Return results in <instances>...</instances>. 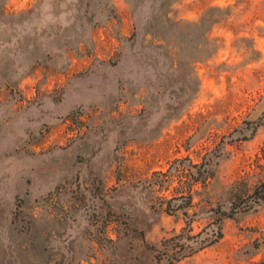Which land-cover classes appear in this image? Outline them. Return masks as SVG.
<instances>
[{
    "label": "rangeland",
    "instance_id": "obj_1",
    "mask_svg": "<svg viewBox=\"0 0 264 264\" xmlns=\"http://www.w3.org/2000/svg\"><path fill=\"white\" fill-rule=\"evenodd\" d=\"M263 180L264 0H0V264H257Z\"/></svg>",
    "mask_w": 264,
    "mask_h": 264
},
{
    "label": "trees",
    "instance_id": "obj_2",
    "mask_svg": "<svg viewBox=\"0 0 264 264\" xmlns=\"http://www.w3.org/2000/svg\"><path fill=\"white\" fill-rule=\"evenodd\" d=\"M254 193H256V194H259V193H261V195L260 196H264V180L259 184V185H257L255 188H254V191L252 192V194H254ZM223 214H225V213H223ZM190 229V228H189ZM220 234V231H218V234L215 236V237H206V238H202V239H200V244H208V243H210V242H212V241H214L215 239H216V237L218 236ZM181 234L179 233V234H177V236H180ZM190 236V235H189ZM263 243H264V237H263ZM176 244H179V243H177V241H176V243H175V245ZM181 247V246H180ZM193 249V247H191L190 248V250L189 251H191ZM180 250V248L178 249V251ZM185 254V253H184ZM257 264H264V260H261V261H259Z\"/></svg>",
    "mask_w": 264,
    "mask_h": 264
}]
</instances>
